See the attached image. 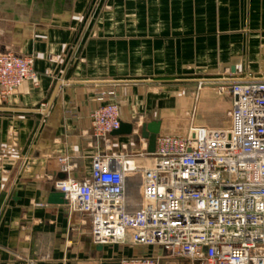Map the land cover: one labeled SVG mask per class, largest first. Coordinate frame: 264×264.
<instances>
[{"label":"crops","instance_id":"1","mask_svg":"<svg viewBox=\"0 0 264 264\" xmlns=\"http://www.w3.org/2000/svg\"><path fill=\"white\" fill-rule=\"evenodd\" d=\"M0 52L32 57L40 78L0 89V264L121 263L150 250L95 245L90 217L48 204L51 190L88 180L98 154L144 163L137 125L163 135L194 111L192 127L226 129L197 116L221 119V80L264 77V0H0ZM107 103L132 135L94 138Z\"/></svg>","mask_w":264,"mask_h":264},{"label":"built area","instance_id":"2","mask_svg":"<svg viewBox=\"0 0 264 264\" xmlns=\"http://www.w3.org/2000/svg\"><path fill=\"white\" fill-rule=\"evenodd\" d=\"M26 81L40 84L34 59L0 52L2 93ZM228 89V129L192 127L186 136L158 135L155 153L146 148L139 154L144 163L98 154L88 180L56 182L69 214L90 217L95 245L158 247L188 264H264V77L217 85L219 95ZM90 120L94 138L106 139L121 127L120 107L101 105ZM58 162L61 172L70 170L68 158ZM127 177L141 181L142 207L134 213L127 210ZM161 260L141 256L121 264Z\"/></svg>","mask_w":264,"mask_h":264},{"label":"rangeland","instance_id":"3","mask_svg":"<svg viewBox=\"0 0 264 264\" xmlns=\"http://www.w3.org/2000/svg\"><path fill=\"white\" fill-rule=\"evenodd\" d=\"M231 99H232V94H231V90H227V92L224 94V96L222 97V113L220 115L221 119L215 120V121H211V118L207 116H202V114H198V119L202 118V119H207L206 121L208 122V124H210V126H217V127H221V128H229L230 127V114H231ZM194 111L190 112L189 114H186L185 112H182L180 116H176L175 118H172L170 120L171 123H168V128L165 130L163 135H183L186 136L189 134L190 132V128L194 124ZM185 122H189V127L186 129H183V126L185 125ZM214 123V124H213ZM187 124V123H186ZM173 128H171V127ZM137 134L140 133V127H138L137 125ZM134 193L130 192V197L133 198ZM136 199H132L134 204H137L141 202L140 200V196L138 194H136L134 196ZM144 249L146 250H150V253L147 256L150 257H160L162 258L161 263L162 264H170V263H174V264H188L186 261H181V260H174L169 258L166 253L158 247H144Z\"/></svg>","mask_w":264,"mask_h":264},{"label":"water","instance_id":"4","mask_svg":"<svg viewBox=\"0 0 264 264\" xmlns=\"http://www.w3.org/2000/svg\"><path fill=\"white\" fill-rule=\"evenodd\" d=\"M133 125L123 123L121 124V127L114 131L111 135H132L133 134ZM161 133V122L159 121H153L150 123H145L142 125L141 128V136L148 142V152L151 154H154L156 151V139L157 136ZM141 181L138 180V182L134 181L133 177H127L126 178V197H127V204H129L130 201H133L132 199H136L134 196L138 194L140 196V204L135 209L134 212L140 210L142 207V198H141ZM130 192L134 193L133 198L130 197ZM65 195L59 191L56 190V188H53L49 194L48 197V204L50 205H65L66 201L64 199ZM103 264H121V263H103Z\"/></svg>","mask_w":264,"mask_h":264},{"label":"bare ground","instance_id":"5","mask_svg":"<svg viewBox=\"0 0 264 264\" xmlns=\"http://www.w3.org/2000/svg\"><path fill=\"white\" fill-rule=\"evenodd\" d=\"M139 206V203L134 204L132 201L129 202L127 210L129 213H134L135 209Z\"/></svg>","mask_w":264,"mask_h":264}]
</instances>
